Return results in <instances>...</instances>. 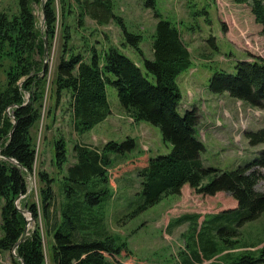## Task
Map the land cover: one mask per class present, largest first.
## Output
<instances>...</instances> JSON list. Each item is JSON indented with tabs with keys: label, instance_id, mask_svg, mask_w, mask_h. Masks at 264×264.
I'll return each mask as SVG.
<instances>
[{
	"label": "trees",
	"instance_id": "trees-1",
	"mask_svg": "<svg viewBox=\"0 0 264 264\" xmlns=\"http://www.w3.org/2000/svg\"><path fill=\"white\" fill-rule=\"evenodd\" d=\"M41 2L44 32L38 29L33 11V5ZM237 2L251 6L264 34V0ZM55 4L56 0H18L17 14L0 12V73L5 74L4 81L0 78V198L4 201L0 251L13 250L20 242L15 264H45L41 231L46 229L53 240L49 246L52 264H119L118 258L129 256V245L121 236L110 234L105 226L104 206L111 196L108 170L113 163L111 155L123 157L137 149L134 138L128 137L121 143L111 141L102 151L76 144L73 147L76 164L66 171L68 143L64 138L57 139L52 145V164L58 175H65L58 179L57 175L39 172V204L28 199L31 194L23 203L34 225L28 234L25 231L30 223L15 204L21 195L27 194L26 173L33 172L36 162L33 130L41 119L47 85V70L42 72L43 38L47 36L49 45L54 38ZM90 5L94 8L90 12L93 19L107 23L112 18L119 23L122 47L135 49L143 68L115 45L102 54L93 48L91 59L85 61L69 46L72 36L68 25L53 81L57 101L61 102L64 93L69 95L72 121L76 131L84 134L111 116L107 87L112 86L122 109L132 120L160 128L163 141L172 145L169 154L152 157L140 151L139 156L130 160L128 165L134 166L140 179L137 195L142 202L127 217L133 219L170 196H180L187 188L210 197L230 194L237 207L222 210L210 219L217 221L218 226L211 225L209 220L198 230L193 216H183L195 223L193 242L191 245L186 242L191 254L185 257L184 264H198L226 250L243 249L238 238H219L217 234L225 235L234 220L239 228L264 213V192L257 190L258 183L264 180V150L258 159L231 171L205 167L202 155L206 147L199 138V109L194 107L183 115L179 112L183 96L178 80L193 61L179 26L155 12L159 20L150 59L141 48L143 37L127 30L122 19L113 13L110 0H91ZM145 7L155 11L156 0H145ZM209 43L218 49L214 38ZM38 57L42 59L40 63ZM209 89L213 94L228 93L246 105L263 108L264 58L238 61L234 74L215 72L209 80ZM245 137L253 147L264 145V129L245 132ZM41 220L44 227L40 226ZM233 234L239 236L240 232L236 229ZM229 254L223 256L227 264H264V248L258 256Z\"/></svg>",
	"mask_w": 264,
	"mask_h": 264
},
{
	"label": "rangeland",
	"instance_id": "rangeland-1",
	"mask_svg": "<svg viewBox=\"0 0 264 264\" xmlns=\"http://www.w3.org/2000/svg\"><path fill=\"white\" fill-rule=\"evenodd\" d=\"M91 0H56L54 23V38L49 45V68L46 75V94L42 107L41 119L33 133L36 141V162L31 177L27 178L28 190L33 188L31 199L40 202V171L47 172L51 177L58 175V170L52 164V145L59 138L68 143L69 162L65 171L76 164L73 147L77 145L102 151L111 141L123 142L128 137L137 141V149L125 156L111 155L112 167L109 168L111 196L107 200L105 226L110 234H116L126 240L129 245V256L118 258L119 264H184L186 256L191 254L190 245L193 242L194 221L183 216H193L198 224L214 218L217 213L230 208H236L230 194L215 197L198 195L187 188L180 196H170L159 204L140 212L136 217H127L132 213L142 199L137 195L140 191V179L134 166H129L132 158L139 156L140 151L149 156L169 154L172 145L165 143L161 130L146 122H135L122 109L116 90L107 87L108 100L112 114L103 122L95 125L90 131L80 134L76 131L69 113V95L64 93L59 103L57 101L54 79L56 69L62 55L65 30L69 27L71 40L69 46L74 52L81 54L89 61L93 48L102 54L109 47L118 46L133 62L142 68V59L131 47H122V29L119 23L111 18L107 23L92 18L94 8ZM113 13L122 19L127 30L143 37L141 48L147 58H153V34L158 22L157 12L161 18L179 26L184 42L193 55L191 68L179 77L183 100L179 112L183 115L187 110L197 107L200 112L199 138L206 147L202 155L205 167L231 171L258 159L264 145L253 147L245 137V132H257L264 129V107L253 108L233 99L228 93L213 94L209 89V80L217 71L235 73L238 61L264 58V34L261 24L256 22L252 8L248 3H238L237 0H156L155 11L145 7V0H110ZM88 3V4H87ZM43 3L33 5L38 29L43 31L45 13ZM19 11L18 0H0V12L10 16ZM69 25V26H68ZM210 38L215 39L218 49L210 46ZM39 63L42 61L37 58ZM44 62V58H43ZM1 80L5 74L0 73ZM12 114L11 110H8ZM210 122L212 125H207ZM207 128L210 132L207 131ZM264 173V169L262 170ZM57 202L61 201L59 187L56 184ZM257 190L264 192V180L257 185ZM21 201L23 204L26 200ZM236 202V201H235ZM4 201L0 198V238L1 211ZM60 206V204H59ZM222 206V207H221ZM199 216L197 219L196 217ZM27 219H31L27 214ZM176 219H182L176 222ZM209 223L218 226V222ZM30 222L28 231L33 228ZM40 226H45L41 220ZM230 229L217 236L238 238L243 249L226 250L211 258L202 259L198 264H227L224 255H241L255 253L258 256L264 248V213L256 220L243 226H237L235 220ZM222 228V227H221ZM42 229V227H41ZM220 229V227H219ZM238 230L240 235L233 234ZM44 236L45 264H52L49 246L53 240L46 229L41 231ZM206 234V233H205ZM217 240H214L216 242ZM222 256L223 259L220 257ZM17 260L12 250L0 251V264H15Z\"/></svg>",
	"mask_w": 264,
	"mask_h": 264
},
{
	"label": "water",
	"instance_id": "water-1",
	"mask_svg": "<svg viewBox=\"0 0 264 264\" xmlns=\"http://www.w3.org/2000/svg\"><path fill=\"white\" fill-rule=\"evenodd\" d=\"M43 2H44V0H43ZM44 22H45V19H44ZM43 40H44V62H43L42 72L44 73L47 70L48 62H49V41H48L47 36H44ZM14 129H15V125H14V127H13V129L11 131V134H12ZM20 199H21V196L19 197L18 200H20ZM31 220H32V218L29 220V222H31ZM19 244H20V242H18L16 244V246L12 250V252L15 255L16 258H18L17 257V248H18Z\"/></svg>",
	"mask_w": 264,
	"mask_h": 264
},
{
	"label": "bare ground",
	"instance_id": "bare-ground-1",
	"mask_svg": "<svg viewBox=\"0 0 264 264\" xmlns=\"http://www.w3.org/2000/svg\"><path fill=\"white\" fill-rule=\"evenodd\" d=\"M49 5V4H48ZM9 113V112H8ZM11 114V113H9ZM113 161V160H112ZM33 173V172H32ZM27 186V185H26ZM16 207L19 211H21L23 213V215L27 218V214H30L25 208H23V204L22 203H15ZM28 208V207H27ZM28 228L25 231V234H28Z\"/></svg>",
	"mask_w": 264,
	"mask_h": 264
},
{
	"label": "clouds",
	"instance_id": "clouds-1",
	"mask_svg": "<svg viewBox=\"0 0 264 264\" xmlns=\"http://www.w3.org/2000/svg\"><path fill=\"white\" fill-rule=\"evenodd\" d=\"M48 68H49V66L47 67V70H48ZM27 175H28V172L26 173V178H27ZM31 193H32V192H29V191H28V187H27V194H26V195H21V199L18 200V199H19V198H18V199L16 200V203H21V201L24 200V199L26 198V196H27L28 194H31ZM30 216H31V215H30ZM31 218H32V217H31ZM28 221H29V219H28Z\"/></svg>",
	"mask_w": 264,
	"mask_h": 264
},
{
	"label": "built area",
	"instance_id": "built-area-1",
	"mask_svg": "<svg viewBox=\"0 0 264 264\" xmlns=\"http://www.w3.org/2000/svg\"><path fill=\"white\" fill-rule=\"evenodd\" d=\"M49 62H50V57H49ZM49 62H48V66H49ZM34 168H35V166H34ZM33 173H34V172H33ZM31 175H32V173H28L27 178H28V177H31ZM32 190H33V188L29 189L28 191H29V192H32Z\"/></svg>",
	"mask_w": 264,
	"mask_h": 264
},
{
	"label": "crops",
	"instance_id": "crops-1",
	"mask_svg": "<svg viewBox=\"0 0 264 264\" xmlns=\"http://www.w3.org/2000/svg\"><path fill=\"white\" fill-rule=\"evenodd\" d=\"M224 94H226V93H224ZM224 94H223V95H224ZM182 100H183V99H182ZM200 123H201V121H200ZM206 124H207V125H208V124H209V125H212L210 122H207ZM199 128H201V127H199ZM207 131L210 132V130H209L208 128H207ZM203 162H204V161H203Z\"/></svg>",
	"mask_w": 264,
	"mask_h": 264
}]
</instances>
